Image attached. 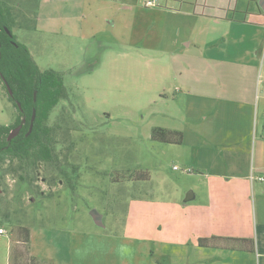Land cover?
<instances>
[{"label":"rangeland","instance_id":"374dc122","mask_svg":"<svg viewBox=\"0 0 264 264\" xmlns=\"http://www.w3.org/2000/svg\"><path fill=\"white\" fill-rule=\"evenodd\" d=\"M4 1L29 27H15L13 32L28 47L40 70L57 72L64 80L69 98L55 108L49 123L53 125L61 117L67 121L62 158L67 156L65 163L79 167V179L75 189L64 177L50 185L44 180L45 168L33 187L12 176L1 179L0 227L7 235L0 236V264H31L33 260L35 264H71L72 246L79 245L82 250L86 245L122 238L121 230L126 228L157 226L154 219L148 220L153 213L139 211L135 199L180 198L184 202L188 195L202 191L205 157L201 166L200 156L151 139L155 120L161 116L158 106L144 96L149 88L142 83L149 77L145 70L148 59L132 46H157L153 38L144 36L143 22L149 23V18L142 11L156 8L147 7L146 0H124L123 4L140 7L134 12L118 13L116 9L120 26L114 29L100 15L110 7L107 2L98 7L95 2L94 8L101 10L95 23L89 14L90 1L86 5L82 0H42L43 7L38 9L41 19L33 30L35 0ZM123 37L126 42L119 41ZM112 51L128 56H115ZM122 61L128 69L116 71L114 65ZM17 116L0 82V126L13 125ZM94 210L102 215L103 226L92 218ZM8 215L11 223L6 222ZM19 227L30 231L28 243H24L26 235Z\"/></svg>","mask_w":264,"mask_h":264},{"label":"crops","instance_id":"0c3cea01","mask_svg":"<svg viewBox=\"0 0 264 264\" xmlns=\"http://www.w3.org/2000/svg\"><path fill=\"white\" fill-rule=\"evenodd\" d=\"M82 1H90L95 23V2L111 4L100 15L114 29L116 9L140 7ZM165 1L142 8L149 18L144 36L157 46H131L148 59L144 96L161 116L153 129L181 132L183 143L173 146L200 156L198 165L205 157L202 191L188 202L135 199L157 226L126 228L122 238L82 250L72 246L71 264H264V0ZM114 66L128 69L124 61ZM209 239L216 245H200Z\"/></svg>","mask_w":264,"mask_h":264},{"label":"trees","instance_id":"16d2710c","mask_svg":"<svg viewBox=\"0 0 264 264\" xmlns=\"http://www.w3.org/2000/svg\"><path fill=\"white\" fill-rule=\"evenodd\" d=\"M35 19L33 30L36 29L40 0H35ZM8 2L0 0V82L8 94L10 102L18 111L15 123L0 126V181L5 176L15 177L19 182L33 187L42 168H45V183H55L64 177L68 186L75 189V181L79 179V167L65 163L67 156L62 158L66 134L69 132L67 121L63 117L50 125L49 120L55 108L69 96L60 74L54 71H41L28 47L21 43L13 30L28 29L25 21H21ZM10 31V34L7 32ZM12 91L10 95L8 87ZM64 110H66L64 108ZM36 112L33 129L28 135L32 117ZM23 124L20 134L8 141L10 133ZM63 137V141L59 135ZM151 139L155 142L181 145L183 134L178 131L154 128ZM2 200V199H1ZM7 216V223L11 218ZM24 231V243L30 241V231ZM22 228V229H21ZM201 246H214V239L200 240ZM24 264H30L26 262ZM31 264H35L34 260Z\"/></svg>","mask_w":264,"mask_h":264},{"label":"water","instance_id":"95a60500","mask_svg":"<svg viewBox=\"0 0 264 264\" xmlns=\"http://www.w3.org/2000/svg\"><path fill=\"white\" fill-rule=\"evenodd\" d=\"M7 32L10 34V31H9V30H7ZM7 87H8V90H9L10 95H12V91H11V89L9 88V86H7ZM35 118H36V112L34 111V114H33V117H32V123H31L30 130H29L28 135H30L31 132H32V129H33V122L35 121ZM22 128H23V124L20 125V126H18L16 129H14V130L10 133V135H9V137H8V141H11V140H13L15 137H17V136L20 134ZM191 199H192V197H190V195H188L185 201L188 202V201H190ZM91 216H92V218L94 219V221H95V223H96L97 225L103 226L102 215H101V214H99L97 211L94 210V211L92 212Z\"/></svg>","mask_w":264,"mask_h":264},{"label":"built area","instance_id":"2783aa9c","mask_svg":"<svg viewBox=\"0 0 264 264\" xmlns=\"http://www.w3.org/2000/svg\"><path fill=\"white\" fill-rule=\"evenodd\" d=\"M146 6L149 8H155L159 6V0H146ZM260 78L262 77L261 75L259 76ZM177 169V167H175ZM263 180V179H261ZM7 235V231L5 228L0 227V236Z\"/></svg>","mask_w":264,"mask_h":264}]
</instances>
